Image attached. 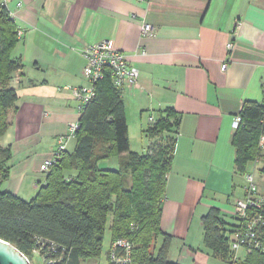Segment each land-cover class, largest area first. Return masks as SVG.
Listing matches in <instances>:
<instances>
[{
  "label": "crops",
  "instance_id": "1",
  "mask_svg": "<svg viewBox=\"0 0 264 264\" xmlns=\"http://www.w3.org/2000/svg\"><path fill=\"white\" fill-rule=\"evenodd\" d=\"M6 2L24 32L12 52L24 64L15 73L19 82L13 81L19 100L0 141L21 156V164L10 166L6 190L29 200L27 178L42 174L40 165L58 138L80 120L81 102L66 87L90 83L82 49L108 39L140 69L141 87L122 88L131 149L136 151L132 126L144 135V121L151 124L160 110L172 107L180 114L161 212V229L173 236L171 259L231 264L205 245L203 217L218 208L236 223L234 204L244 195L232 122L246 101L264 102V0ZM144 22L152 24V34H143ZM224 62L228 66L222 70ZM73 139L67 151L74 150ZM148 140L141 152L148 151ZM45 179L33 181L35 192Z\"/></svg>",
  "mask_w": 264,
  "mask_h": 264
},
{
  "label": "trees",
  "instance_id": "2",
  "mask_svg": "<svg viewBox=\"0 0 264 264\" xmlns=\"http://www.w3.org/2000/svg\"><path fill=\"white\" fill-rule=\"evenodd\" d=\"M18 32L6 0H0V141L19 100L13 81L24 64L21 58L12 57L20 39ZM95 89V98L81 113L74 150L63 152L57 164L44 172L46 179L39 182L32 199L2 190L10 178L13 151L0 143V238L16 245L30 259L41 240L52 241L66 249L61 264H82L86 258L101 255L104 229L111 218L112 243L119 238L132 240L134 264H181L170 257L173 236L161 229L180 114L172 107L160 110L145 131L152 140L148 151H134L123 90L115 86L109 69L95 83ZM240 114L243 121L232 137L237 149L236 169L244 174L257 160L261 177L264 102L246 101ZM114 157L120 159L119 168L99 166L100 160ZM259 193L264 197V192ZM261 211L264 214V207ZM225 216L212 208L203 217L205 245L231 264H264V252L259 250L248 252L245 260L237 257L231 240L238 218L235 215L236 223L232 224Z\"/></svg>",
  "mask_w": 264,
  "mask_h": 264
},
{
  "label": "built area",
  "instance_id": "3",
  "mask_svg": "<svg viewBox=\"0 0 264 264\" xmlns=\"http://www.w3.org/2000/svg\"><path fill=\"white\" fill-rule=\"evenodd\" d=\"M143 1V0H139ZM143 34H152L153 26L144 22L141 26ZM23 30L19 29V37L23 35ZM228 49H233V42H228ZM83 56L86 59L84 67L85 76L89 80L87 86H67L76 99L81 102L80 113L96 96L95 83L105 76V71L110 70L116 87L124 88L127 85L141 87L139 83L140 69L138 66L130 64L128 56L121 50L116 49L108 39L101 40L94 44H88L82 49ZM228 64L224 62L222 70L227 68ZM19 82V77L15 78ZM155 117L151 116L150 122H154ZM242 115L237 114L232 122L233 128L237 129L241 125ZM264 126V115L262 118ZM80 128V121L70 122L68 133L58 138L57 147L52 155L45 159L40 165L41 172H48L57 164L63 152L67 150V145L72 138L76 137V132ZM260 145L264 147V132L261 136ZM253 170L244 173L243 191L244 195L237 198L234 204V213L238 218V223L233 232L231 248L236 252L244 249L247 252L259 250L264 252V197L259 193L258 174L256 167L258 161H254ZM134 224L132 225V227ZM42 244L34 254H40L44 264H61L65 260L66 249H62L52 241H40ZM135 244L128 238H119L115 240L110 248L108 264H134L132 250ZM58 253H60L58 255Z\"/></svg>",
  "mask_w": 264,
  "mask_h": 264
},
{
  "label": "rangeland",
  "instance_id": "4",
  "mask_svg": "<svg viewBox=\"0 0 264 264\" xmlns=\"http://www.w3.org/2000/svg\"><path fill=\"white\" fill-rule=\"evenodd\" d=\"M11 117V116H10ZM134 114L130 115V120L133 122L134 121ZM145 120L147 118V116L145 115ZM144 126H145V130H147L151 124H148L147 121H144ZM144 130V131H145ZM131 135H132V140H133V145H134V149L138 152H141L142 149L147 148L148 142H149V137L146 135V133L144 132V135L142 134L141 130L139 128H137V126H132L131 128ZM143 135V136H142ZM75 141V139H71L67 145L68 150L72 149V143ZM21 158V156L17 155V156H13L12 159L10 160V166L15 165V166H19L20 161L19 159ZM21 160V159H20ZM99 166L102 168V166L107 167V168H114L117 169L120 167V159L119 158H110V159H102L99 161ZM261 165L258 164L256 167V171L258 174V183H259V191L260 192H264V175L260 177V174L258 172V168ZM250 170H253L254 166L253 164L250 165ZM45 174L44 172H42V174H37L34 175L32 179L27 178L28 183H26V188L28 189L27 192V196L29 199H32L33 197L36 196L37 192H35V190L33 189V187L35 188L33 181L38 180L39 178L44 177ZM36 177V178H35ZM36 179V180H35ZM9 179L5 180L3 185H2V190H6V188L8 187V183ZM27 199V198H25ZM112 219L109 218L108 221L106 222V226L104 229V237H103V245H102V252L101 255L99 257H90V258H86L83 260L82 264H107L108 262V253H109V248L111 245V241H112V229H111V224H112ZM158 247L157 249L160 247L159 243L157 244ZM238 253L240 254V256H238V258L241 260H245L247 257V251L246 250H239ZM31 262L32 264H44L43 258L41 257L40 254H34L31 257ZM239 264H245V263H241V261L239 262Z\"/></svg>",
  "mask_w": 264,
  "mask_h": 264
},
{
  "label": "water",
  "instance_id": "5",
  "mask_svg": "<svg viewBox=\"0 0 264 264\" xmlns=\"http://www.w3.org/2000/svg\"><path fill=\"white\" fill-rule=\"evenodd\" d=\"M0 264H32V262L16 245L0 238Z\"/></svg>",
  "mask_w": 264,
  "mask_h": 264
}]
</instances>
